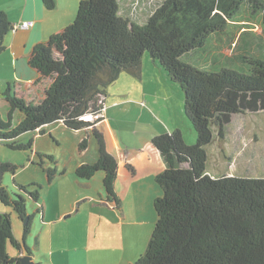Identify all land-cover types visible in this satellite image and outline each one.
Masks as SVG:
<instances>
[{
  "label": "trees",
  "instance_id": "obj_1",
  "mask_svg": "<svg viewBox=\"0 0 264 264\" xmlns=\"http://www.w3.org/2000/svg\"><path fill=\"white\" fill-rule=\"evenodd\" d=\"M42 3L48 11L55 8V0ZM245 9L261 34L239 24L247 20ZM119 10L118 0H79L73 23L32 49L27 64L37 75L35 84L46 88L39 100L17 83L0 89L8 107L0 112V143L32 155L34 140L23 142L24 135L43 134L57 122L73 131L90 130L97 159L78 166L75 174L88 180L102 171L106 199L119 208L117 161L88 115L101 111L106 89L121 73L141 78L147 57L180 88L183 116L196 140L187 144L179 129L152 139L165 169L155 178L160 194L153 202L154 230L134 264H264V178L206 172L207 148L215 137L224 139L232 118L264 113V5L259 0H164L141 25ZM11 30L0 11V53ZM87 142L83 139L79 148ZM35 156L55 164L51 156ZM16 169L0 163V202L22 228L17 238L11 214H0V264H20L21 256L31 254L26 240L33 215L27 213L25 196L38 203L42 189L32 184L31 189L18 186L21 194L10 192L2 176ZM44 171L51 183L55 166Z\"/></svg>",
  "mask_w": 264,
  "mask_h": 264
},
{
  "label": "crops",
  "instance_id": "obj_2",
  "mask_svg": "<svg viewBox=\"0 0 264 264\" xmlns=\"http://www.w3.org/2000/svg\"><path fill=\"white\" fill-rule=\"evenodd\" d=\"M0 11L6 14L8 21L12 24V30L3 39L4 50L0 53V71H7L10 75L9 77L5 75L3 77L0 76V80L2 79L5 83L4 86L10 83L20 84L22 89L28 90L31 99L35 98L39 100L43 96L46 83H41V85L35 84L37 75L29 68L26 57L35 46L46 42L50 36L74 20L76 0H55V9L51 11L44 8L42 0H0ZM24 21H33V27L28 30L13 28V25ZM144 66L142 78L139 80V83H136L135 88L141 87L142 95H144H141V97L146 102L136 101L132 97L125 95L126 97L123 100L111 102V107L119 109L116 116L112 115L109 117L108 112L103 109L102 117L96 123V129L102 135L108 152L117 161L115 191L120 201L119 208L106 199L103 188L104 173L102 171L97 172L88 180L80 179L75 174L78 166L95 162L98 154L97 141L91 135L90 130L74 131L73 134L77 136L75 141L77 146L76 152L83 156V159L72 167L73 156L71 155L69 160L65 161L66 166L63 164L62 168L57 161L58 165L55 168V176L51 183H49L48 189L58 184L62 185L65 182L74 184L81 197L76 201L75 208L61 210L56 213V216L52 220L45 221L44 215L48 212L44 204L45 200L41 197L44 191L41 192L38 203L33 202L27 195L25 196L27 213L33 215L29 234V236H33V240H29L28 236L26 244L31 250L30 255L35 263L55 264L50 259L46 262L43 261L44 255L42 250H40L39 239L35 232V230L38 231L39 229L37 224L41 226L38 231L40 234L43 233L45 227H49V230L52 231V221H56L57 223L62 222L63 218L69 217L74 211L89 214L90 219L97 225V235L103 233L104 229L102 226L105 225L106 229L111 233L109 249L114 247L112 240H114L118 247L124 248L126 242L131 245L133 238L132 231L136 232L138 228H142L146 224V218L142 213L148 212L147 208L137 203L145 202L147 204L150 202V199L155 200L160 194V190L155 183V178L165 169V163L159 151L153 146L152 139L157 135L171 133L176 129L181 130L184 134L183 127L185 121L183 116V97L178 91L176 92V85L171 84L162 74L160 80L151 78L153 82L148 83L145 79V76L147 78L149 75L148 69ZM154 74H158L156 70ZM159 81L160 83H154ZM140 87L137 89L140 90ZM161 87L163 91L159 94ZM175 98H177V104ZM141 102L144 105H140ZM129 103L134 105H129ZM0 105L8 109L5 102L2 101L1 96ZM157 113L160 114L161 118L157 117ZM142 120L150 128L144 131L138 130L136 123ZM60 128L69 130L62 123L57 122L44 127L42 129L44 133L36 137L41 138L45 136V129L58 130ZM49 137L55 139L57 142L59 141L55 136L49 135ZM85 138L88 140L87 146L80 149V143ZM36 154H41V150L37 148L31 156L35 157ZM32 161L33 157L31 158ZM14 186L18 188V186L24 185L15 183ZM154 200L151 201L152 205ZM28 201L32 203L31 205H35L33 213H30L28 210ZM79 202L80 204L78 205ZM136 213L140 215V218H134L137 217ZM153 230L154 227H152V230L148 234V242ZM51 245L53 247L52 242ZM126 250L124 249L123 251ZM45 251L47 249L43 252ZM123 251L118 254L117 258L114 256L115 264H134L139 257L121 259ZM52 253L51 249L50 255Z\"/></svg>",
  "mask_w": 264,
  "mask_h": 264
},
{
  "label": "rangeland",
  "instance_id": "obj_3",
  "mask_svg": "<svg viewBox=\"0 0 264 264\" xmlns=\"http://www.w3.org/2000/svg\"><path fill=\"white\" fill-rule=\"evenodd\" d=\"M163 1L164 0H118L120 6L119 15L131 22L141 25L146 22L147 18L153 14ZM259 1L264 5V0ZM78 3L79 0H76V13ZM76 13L74 12V16H76ZM243 16L247 20H242L239 23L240 25H243V27H246L244 25H252L251 27H253L252 29L255 33H262L260 24L248 18L255 17L254 15L251 16L247 12V9H245ZM256 20L257 22L258 20L261 21L260 16H256ZM73 21L74 20H72L70 24H72ZM252 48L253 50H257L255 45ZM225 53L228 55L230 54L229 51ZM144 65V67L148 69L149 75L147 78L145 76L148 83L153 82L151 78L160 80L161 74L164 75L147 57L144 59ZM155 70L158 74H154ZM4 75L9 77L10 74L7 71H0V76L3 77ZM141 78L135 77L127 72L121 73L117 80L106 89L105 102L103 99L104 104L102 103V109L100 112L96 113V116L99 117L97 121L101 119L103 109L108 112L109 117L112 115L116 116L119 109L113 106L111 107V102L123 100L126 97L125 95L132 97L133 100L146 102L145 99L141 97V87L138 86L140 90L137 89L138 87L135 88L136 83H139ZM0 81V89L2 90L5 87V83L2 79ZM154 83H160V81ZM175 90L181 94V90L177 85ZM162 91L163 89L161 87L159 89V94H161ZM175 100L177 104V98H175ZM141 104L142 102L140 105ZM129 105L134 104L129 103ZM4 110L5 108L0 105V112H4ZM88 116L90 121H92V115ZM157 117L161 118L160 114L157 113ZM184 121V140L187 144L192 145L195 143L196 137L191 130L190 122L187 119H184ZM93 123L96 124V122ZM14 124H16L15 119ZM136 128L140 131H144L150 127L142 120L136 123ZM45 132V136L41 138H37L36 136L42 134V132H37L35 134L36 138L29 133L24 135L21 140L23 139V142H28L35 138L34 150L36 151L38 148V150H41V155L45 154L42 156H51L55 164L45 158L39 159L37 156H31V152L29 151L12 150L3 143H0V163H9L17 167L14 172L7 171L4 172L2 176L3 185L6 186L10 192L21 194L18 188L14 186L15 183L27 186L30 189L33 186L32 184L42 187L40 192H44L41 197L45 200L44 204L48 212L45 213L44 220L50 221L56 216L57 212L69 208L71 209L72 207L75 208L76 201L81 197L75 185L72 183L65 182L62 185L58 184L48 189L49 183H47V175L44 170L48 167L54 168L55 166L56 168L58 163L61 168L63 164L66 166L65 161L69 160L71 155L73 156V167L74 164L83 159V156L76 152L77 146L75 141L77 136L73 134L74 131L60 128L58 130L45 129ZM49 135L55 136L59 141H55V139L50 138ZM207 154L208 161L206 172L211 176L234 175L264 178V113L260 112L257 114L234 116L231 123L226 128L224 139L215 137L213 143L207 148ZM32 157L33 164H31ZM41 163H43L42 166L40 165ZM152 200L154 199H150V202L147 204L145 202L137 203L147 208L148 212L142 213L146 218V224L142 228H138L136 232L132 231V244L129 245L130 243L128 244V242H126L124 248L118 247L114 240H112L114 247L109 249V244L111 242L110 231L103 225V233L97 235V225L90 219L88 213H77L74 211L69 217L66 216L63 218L62 222L60 221L57 223L56 221H52V231L49 230V227H45L43 233H41L42 235L38 232L41 226L37 224L39 229L38 231L35 230V232L39 239L40 250H42L44 255L43 261L46 262L50 259L52 263L55 264H115L116 261L114 256L117 258L118 254L124 249L127 250L123 251L121 259H130L131 257L140 256L147 246L149 239L148 234L150 230H152V227L155 226L156 213H154L155 211L151 203ZM31 204L32 203L28 201L27 207L29 212L33 213L35 205ZM79 204L80 202L78 205ZM1 213L11 214L14 236L20 238L22 233L21 223L12 209L0 202V214ZM134 218H140V215L137 214V217ZM32 237V235L29 236V240H33ZM46 249L47 251L43 252ZM51 249L53 252L52 255H50ZM12 250L11 248V251ZM13 253L16 252L14 251L12 254Z\"/></svg>",
  "mask_w": 264,
  "mask_h": 264
},
{
  "label": "built area",
  "instance_id": "obj_4",
  "mask_svg": "<svg viewBox=\"0 0 264 264\" xmlns=\"http://www.w3.org/2000/svg\"><path fill=\"white\" fill-rule=\"evenodd\" d=\"M33 25H34V22L33 21H24V22H21V23H18V24L13 25V28L14 29L20 28V29L28 30L31 27H33ZM98 118L99 117H97L96 115L95 116L92 115V121L93 122H96Z\"/></svg>",
  "mask_w": 264,
  "mask_h": 264
},
{
  "label": "water",
  "instance_id": "obj_5",
  "mask_svg": "<svg viewBox=\"0 0 264 264\" xmlns=\"http://www.w3.org/2000/svg\"><path fill=\"white\" fill-rule=\"evenodd\" d=\"M20 264H37L33 261L31 255L25 254L19 259Z\"/></svg>",
  "mask_w": 264,
  "mask_h": 264
},
{
  "label": "clouds",
  "instance_id": "obj_6",
  "mask_svg": "<svg viewBox=\"0 0 264 264\" xmlns=\"http://www.w3.org/2000/svg\"><path fill=\"white\" fill-rule=\"evenodd\" d=\"M98 121H96V123H97ZM95 126H96V124H94ZM22 257V256H21Z\"/></svg>",
  "mask_w": 264,
  "mask_h": 264
}]
</instances>
